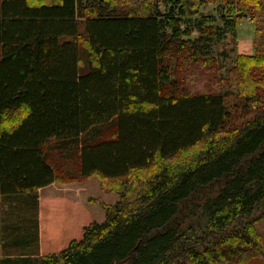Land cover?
<instances>
[{"label":"trees","instance_id":"16d2710c","mask_svg":"<svg viewBox=\"0 0 264 264\" xmlns=\"http://www.w3.org/2000/svg\"><path fill=\"white\" fill-rule=\"evenodd\" d=\"M157 1L0 0V264H264V0H221L254 22L226 77L212 18L192 41ZM92 176L118 195L101 223L37 194Z\"/></svg>","mask_w":264,"mask_h":264},{"label":"rangeland","instance_id":"374dc122","mask_svg":"<svg viewBox=\"0 0 264 264\" xmlns=\"http://www.w3.org/2000/svg\"><path fill=\"white\" fill-rule=\"evenodd\" d=\"M119 10H133L132 6H129L132 3V0H126L122 2L121 0ZM150 7L151 10H159L161 13H165L168 5L157 0H144ZM185 8L187 10V15H184L185 23L191 28L189 35L184 36L185 38H190L192 41H198L199 30L197 27V22L202 16H210L212 18L211 24L213 28H216L217 35L209 37L201 41L205 50H207L208 55L216 58V67L218 76L226 77L235 65V57L238 54L247 55L253 52L252 42L254 35V22L250 19V12H247V15H239L238 11H235L232 15L227 9V4L221 0H183ZM129 6V7H128ZM229 11V12H228ZM236 14L238 15L237 24L235 27H230L226 24V18H235ZM83 39L80 40V42ZM82 45V63L87 60L84 44ZM202 76H205L206 82H210L213 79V75L210 71H202ZM205 82V83H206ZM204 84L201 79L199 82L195 83L196 88H199ZM233 90L232 87H223L222 92L226 90ZM257 108V106H254ZM17 115H20V112H17ZM17 118V117H16ZM15 118V119H16ZM239 119L237 122H239ZM13 122V121H12ZM12 122L9 121L5 123L6 125H12ZM55 153L56 151H52ZM58 155V154H57ZM53 157H55L53 155ZM57 158V156H56ZM74 162L68 161L65 164V167L71 174H76V167L73 164ZM44 195H61L66 196L77 201H80L93 220L98 223H101L105 218V211L102 208V204H113L118 200V195L109 190H103L100 185V179L96 176H92L86 180L82 181H73L66 184L53 183L49 186L44 187L40 191ZM37 194L39 195L38 191ZM256 228L261 234L264 242V217L257 221Z\"/></svg>","mask_w":264,"mask_h":264},{"label":"crops","instance_id":"0c3cea01","mask_svg":"<svg viewBox=\"0 0 264 264\" xmlns=\"http://www.w3.org/2000/svg\"><path fill=\"white\" fill-rule=\"evenodd\" d=\"M41 189H44V188H41ZM41 189H39L38 190V193H39V196H42V195H44V194H42L40 191H41Z\"/></svg>","mask_w":264,"mask_h":264}]
</instances>
